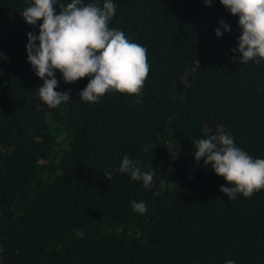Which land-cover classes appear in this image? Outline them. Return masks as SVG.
Instances as JSON below:
<instances>
[{
  "label": "trees",
  "instance_id": "trees-1",
  "mask_svg": "<svg viewBox=\"0 0 264 264\" xmlns=\"http://www.w3.org/2000/svg\"><path fill=\"white\" fill-rule=\"evenodd\" d=\"M28 2L0 0V264H264V189L228 200L193 155L223 125L264 159V61L233 59L238 17L219 0H114L109 27L147 49L142 94L88 103V77L66 84L57 70L71 101L49 108L27 61L42 23H25ZM221 20L231 31L217 38ZM125 155L155 171L151 189L113 171Z\"/></svg>",
  "mask_w": 264,
  "mask_h": 264
},
{
  "label": "clouds",
  "instance_id": "clouds-1",
  "mask_svg": "<svg viewBox=\"0 0 264 264\" xmlns=\"http://www.w3.org/2000/svg\"><path fill=\"white\" fill-rule=\"evenodd\" d=\"M212 2L204 0L206 6H211ZM219 2L230 14L238 17L241 34L238 48L231 50L235 54L233 59L237 60L239 56L241 64L250 61L260 64L264 61V0ZM116 10L114 0H103L102 6L97 2L85 3L84 0H71L67 4L60 0H29L28 6L21 11L23 20L30 26L35 27L42 20L39 35L27 33L26 52L27 61L43 81L37 88L40 100L47 107L57 108L71 101L70 89L64 92L55 90L59 85L57 70L62 73L66 84L88 77L86 87L79 93L80 100L88 103L99 102L108 92L131 96L142 94L150 68L147 49L132 42L123 31L109 27ZM221 29L223 32L231 31L230 26L221 20L215 29L217 38L223 35ZM0 59L6 58L0 54ZM194 147L197 164L203 160L205 167L211 166L217 176L225 179L226 185H222L220 191L227 195L228 200H235L238 194L251 198L264 189V159L253 158L237 146L223 125H217L215 133L206 139L196 140ZM113 171L129 174L133 181H143L145 189L154 185L155 171H141V162L128 155ZM105 175L110 180L112 173L106 172ZM160 186L164 187L163 181ZM131 205L139 214L148 210L144 201L133 200ZM76 231L83 238V231ZM3 251L0 246V261ZM225 264L236 262L227 260Z\"/></svg>",
  "mask_w": 264,
  "mask_h": 264
}]
</instances>
